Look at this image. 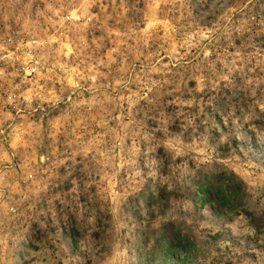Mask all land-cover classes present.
Segmentation results:
<instances>
[{
	"label": "rangeland",
	"instance_id": "374dc122",
	"mask_svg": "<svg viewBox=\"0 0 264 264\" xmlns=\"http://www.w3.org/2000/svg\"><path fill=\"white\" fill-rule=\"evenodd\" d=\"M0 264H264V0H0Z\"/></svg>",
	"mask_w": 264,
	"mask_h": 264
},
{
	"label": "trees",
	"instance_id": "16d2710c",
	"mask_svg": "<svg viewBox=\"0 0 264 264\" xmlns=\"http://www.w3.org/2000/svg\"><path fill=\"white\" fill-rule=\"evenodd\" d=\"M215 184H214V182H212V187H214L215 189H216V191H217V196L220 198V202H219V204H222L223 202V198L221 197V196H223L222 194H221V190H219V188L217 187V186H214ZM207 190V188H203V189H201V192L202 191H206ZM183 240V238H180V237H176L175 239H174V241H173V243H174V246L175 247H177L178 245H179V243L181 242Z\"/></svg>",
	"mask_w": 264,
	"mask_h": 264
}]
</instances>
